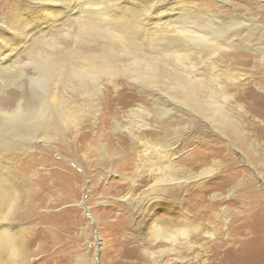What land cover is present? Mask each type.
I'll use <instances>...</instances> for the list:
<instances>
[{
	"label": "rangeland",
	"instance_id": "1",
	"mask_svg": "<svg viewBox=\"0 0 264 264\" xmlns=\"http://www.w3.org/2000/svg\"><path fill=\"white\" fill-rule=\"evenodd\" d=\"M172 1L178 0H163L158 6L176 9L179 4H169ZM23 2L0 0V17L12 9V21L21 22L32 12L30 6L40 7L39 0ZM186 2L218 8L230 17L240 16L235 15L238 10L254 17L259 6L264 8V0ZM141 5L138 0V11L144 8ZM91 7L92 13L71 11L69 16L63 10V18L59 16L60 21L52 24L51 28H68L73 36L55 37L54 44L39 39L21 42L22 48L8 62L9 73L0 77V101L14 107L25 93L24 99L33 103L31 97L38 86L30 79L38 74L37 59L49 54L74 58L78 49L96 56L105 51L116 56L117 63L127 64L126 56L115 54L110 39L93 35L81 42L76 37L82 26L77 15L102 24L114 10L112 1L106 0ZM259 15L264 21V13L262 18ZM64 21L69 25L63 27ZM38 22L30 33L40 28L35 27ZM7 37L0 28V39ZM260 56V52L238 46L217 56L213 65L210 61L196 64L198 69L193 72L200 79L219 76V86L229 96L225 110L236 120L240 135L226 129H219L218 134V128L213 130L209 120L203 122L195 111L187 113L170 104L166 92L161 96L144 80L133 82L131 71L124 66L115 77L101 75L92 82L90 95L100 88L103 92L101 110L80 129L59 125L50 129L49 138L44 135L47 126L36 130L27 125L24 136L13 134L0 140V183L9 181L21 196L20 214L9 227L23 240L22 254L3 248L2 258L7 264H80L84 257L88 259L84 264H264L260 258L264 255V61ZM79 63L72 62L71 67ZM138 119L148 127L139 128ZM165 129L181 138L172 151L178 152L172 156L177 167L161 170L158 162L165 167L168 160L153 151L149 142L160 144L167 139ZM1 132L0 137L6 134ZM205 167L217 169L205 177L156 184L172 171L186 179ZM150 198L154 200L146 206ZM8 209L4 205L0 212V233ZM155 217L173 226L189 222L199 227L191 233L190 245H177L172 251L169 243L150 237L147 219Z\"/></svg>",
	"mask_w": 264,
	"mask_h": 264
},
{
	"label": "bare ground",
	"instance_id": "2",
	"mask_svg": "<svg viewBox=\"0 0 264 264\" xmlns=\"http://www.w3.org/2000/svg\"><path fill=\"white\" fill-rule=\"evenodd\" d=\"M17 1L25 4L23 0ZM99 1L105 2V0H39L40 7L30 6L33 13H28V19L25 20V18L21 22L18 20L12 21V9H7L6 12H3L4 14L0 17V28L8 37L0 39V77L3 73H9L12 67L8 62L13 57V54L18 52V48H22L21 42L26 44L29 40L32 42L40 40L43 43L44 41L51 42L53 40L54 44L55 37L68 38L73 36L72 31L68 28L59 30L51 28L52 24L56 25V22L60 21L58 20L59 16L63 18L61 16L63 10H65L66 14L71 11H74V13L78 12L79 14L85 12L92 13L94 9L91 5L97 4ZM106 1L107 3L108 1H112L114 10L111 15H107L109 16L107 20L104 19L105 17L103 18L102 24L93 22L90 20L92 19L90 16L83 19L84 15H77L80 17L79 21H81L82 26H80L79 32L76 33V37L81 42L91 40L93 35L110 39L116 46L117 53L115 54L126 56L127 64L117 63L116 56H109V53L105 51L101 55L96 56L92 55L91 52L81 51V49L76 50L75 54H72L74 58L69 56L53 57V55L49 54L45 58L37 59L36 63L38 67L35 68H37L38 74L33 79H30L32 83H36L38 86V91L37 89L36 91L34 90L31 97L33 103H29L30 100L27 98L24 99L25 93L20 94L14 107L7 105L5 101V103L0 101V132L1 130H3L1 134L4 131L6 132V134L0 137V140L9 138L13 134L24 136L27 125H32L33 129L36 130L41 125L49 127V129L44 127V135L49 138H52L50 137V129L58 128L59 125L61 129L69 127L75 130L80 129L89 119L93 118V113L101 110L103 92H101L100 88L96 90V93L94 92L95 94L90 95L89 87L92 82L95 79L97 80L101 75L115 77L124 66L125 68L128 66L131 71V73L129 72V76L133 79V82L134 80H144L143 82L149 84L152 90H157L161 96H163L162 92H166V98L170 104L187 113L191 112V110L195 111L203 122L206 119L210 121L207 122L213 130L218 128V134L219 129H226L230 130L233 134H239L236 130V120L225 110L224 103L228 101L229 96H225L222 87L219 86V76L214 75L210 80L200 79L199 77H195L193 72L195 69H198L196 64L210 61L209 64L213 65L214 59L217 56L222 53H228V51L238 46L254 50L258 53L260 52L263 55L260 58L264 61V21H262L264 8L260 6L258 8L262 19H260L258 11V15H254L253 17L251 13L242 14L238 10V14L235 15L240 16L230 17L228 13L218 10V8H202V6L190 5L187 4V0L170 2L169 4H174L175 2L179 6L176 9L168 10L165 6H158V3L163 2V0H158L151 9V14L140 19V10L138 11L136 8L138 0L136 2L133 0ZM68 4L72 7H68ZM131 5H133V8L130 7ZM104 13L108 14L107 8ZM55 14L56 16H54ZM67 16L69 15L67 14ZM77 16L73 20H76ZM39 20L41 22H38ZM36 22L38 23L35 27L40 28L35 30L37 32L30 33ZM63 23V27L69 25L66 21ZM237 25L239 26L237 27ZM209 32L216 34L215 40L211 43H207ZM256 40H259V42H256ZM17 45L21 46L15 47ZM109 49V51H112L111 48ZM23 50L26 51L25 47ZM51 53L54 54V52ZM72 62L80 63L76 68L71 67ZM66 93H69L71 96L68 97ZM36 98H38L37 102H35ZM25 104L28 106L25 107ZM175 106L173 107L175 108ZM259 110L261 111V109ZM29 121L32 123L28 124ZM190 121L193 122L192 120ZM136 122L139 128L148 127V124L142 119H138ZM170 131V129H165L167 139L163 140L160 144L149 142L153 151L157 154L159 153L161 158H167L168 160L165 167L158 162L161 170L163 168L177 167L174 161L175 157L173 158L172 156L178 152L174 153L172 151L181 137L172 136ZM54 134L57 133L55 132ZM216 169L205 167L199 174L191 175L186 177V179L181 175L176 177L179 173L172 171L166 177L163 176L162 180L159 179L156 184L179 183L182 180L205 177L214 173ZM10 186L12 185H10L9 181H6L2 185L0 183V212L4 205L9 206L1 223L2 232L0 235L4 233H7V235L6 238L0 236V264H7L2 258L3 248L16 254L23 253V240H18L9 227L17 219L16 214L21 207L18 204L21 196L16 193L17 188L14 192V189ZM19 193H21V190ZM152 200L154 199L150 198L145 205L148 206ZM165 220L163 219V221L159 222L156 217L147 219V223H149L151 228L150 237L154 240L161 239L169 243L171 245L169 249L172 251L175 250L177 245H190L191 233L199 226L194 227L189 222L173 226L172 224L165 223ZM212 233L211 235L215 236L214 232ZM164 251L161 250L160 253ZM262 257L264 259V255L260 258ZM79 262L80 264L88 263V259L84 257Z\"/></svg>",
	"mask_w": 264,
	"mask_h": 264
},
{
	"label": "snow or ice",
	"instance_id": "3",
	"mask_svg": "<svg viewBox=\"0 0 264 264\" xmlns=\"http://www.w3.org/2000/svg\"><path fill=\"white\" fill-rule=\"evenodd\" d=\"M158 2V0H141V3L144 5V8H142L139 12L140 19H143V17L151 14V9L155 6V4ZM239 25H237L238 27ZM215 33L209 32V39L207 43H211L215 40Z\"/></svg>",
	"mask_w": 264,
	"mask_h": 264
}]
</instances>
